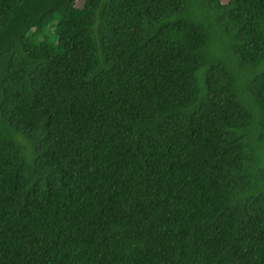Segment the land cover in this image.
<instances>
[{
	"label": "trees",
	"instance_id": "trees-1",
	"mask_svg": "<svg viewBox=\"0 0 264 264\" xmlns=\"http://www.w3.org/2000/svg\"><path fill=\"white\" fill-rule=\"evenodd\" d=\"M0 264H264V0H0Z\"/></svg>",
	"mask_w": 264,
	"mask_h": 264
}]
</instances>
